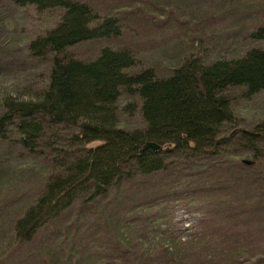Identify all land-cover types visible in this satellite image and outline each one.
I'll return each mask as SVG.
<instances>
[{"label": "trees", "instance_id": "16d2710c", "mask_svg": "<svg viewBox=\"0 0 264 264\" xmlns=\"http://www.w3.org/2000/svg\"><path fill=\"white\" fill-rule=\"evenodd\" d=\"M8 1L56 16L26 42L30 67H43L29 97L0 102V175L37 168L44 177L0 219V243L33 246V264L263 257L264 118L230 128L234 98L264 91V23L235 42L237 54L179 52L157 66L140 64L122 39L128 22L139 25L132 16L92 0ZM96 41L91 57L70 51ZM133 114L137 126L120 125ZM147 141L158 149L140 150ZM246 155L252 165L240 162ZM178 210L199 216L184 226Z\"/></svg>", "mask_w": 264, "mask_h": 264}, {"label": "rangeland", "instance_id": "374dc122", "mask_svg": "<svg viewBox=\"0 0 264 264\" xmlns=\"http://www.w3.org/2000/svg\"><path fill=\"white\" fill-rule=\"evenodd\" d=\"M92 1L102 12L110 10L120 17H134L133 23L139 25L128 22L127 37L124 35L122 39L134 49L140 64L166 65L172 54L179 52L183 56L201 54L208 58L237 54L241 44L235 46V42L245 40L247 32L264 23V0ZM55 16L53 11L37 12L31 6L15 7L8 0H0V102L6 96L29 97L26 87L40 79L43 67H30L25 45L28 39L50 26ZM142 20L147 22L148 27H141ZM100 45H103L100 41L82 42L70 51L78 57L88 58ZM232 107L239 125L230 129H249L264 118V91L248 98L237 95ZM139 123V116L133 114L120 125L134 127ZM242 158L249 159L247 155ZM10 170L7 167L0 175L2 221L15 210L16 204L36 193L43 177H40L37 168L20 173ZM181 212L176 211L175 219L182 220L184 226L193 223L199 216ZM257 237L261 240L258 242L264 244V230ZM2 246L7 251L0 250L3 251L0 264H33L34 257H37L28 255L33 246L8 249L7 244L0 243V249ZM238 264H264V256L252 259L242 257Z\"/></svg>", "mask_w": 264, "mask_h": 264}, {"label": "water", "instance_id": "95a60500", "mask_svg": "<svg viewBox=\"0 0 264 264\" xmlns=\"http://www.w3.org/2000/svg\"><path fill=\"white\" fill-rule=\"evenodd\" d=\"M158 147H159V146H158L156 143H154V142H150V141H147V142H145V143L142 145V147H141L140 150H143V149H146V148H152L153 150H156V149H158ZM240 162H241L242 164H244V165H252V164H253V160L248 159V158H241V159H240Z\"/></svg>", "mask_w": 264, "mask_h": 264}]
</instances>
